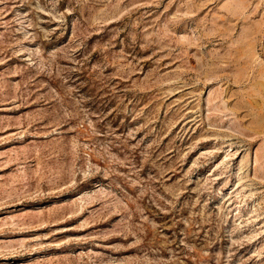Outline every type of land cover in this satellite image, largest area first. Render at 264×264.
<instances>
[{
  "label": "rangeland",
  "instance_id": "rangeland-1",
  "mask_svg": "<svg viewBox=\"0 0 264 264\" xmlns=\"http://www.w3.org/2000/svg\"><path fill=\"white\" fill-rule=\"evenodd\" d=\"M0 264H264V0H0Z\"/></svg>",
  "mask_w": 264,
  "mask_h": 264
}]
</instances>
